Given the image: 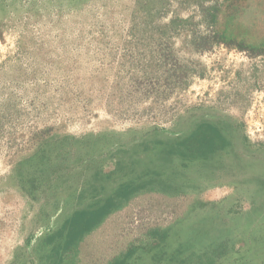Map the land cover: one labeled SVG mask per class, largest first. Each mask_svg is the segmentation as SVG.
I'll list each match as a JSON object with an SVG mask.
<instances>
[{
	"label": "rangeland",
	"instance_id": "1",
	"mask_svg": "<svg viewBox=\"0 0 264 264\" xmlns=\"http://www.w3.org/2000/svg\"><path fill=\"white\" fill-rule=\"evenodd\" d=\"M0 264H264V0H0Z\"/></svg>",
	"mask_w": 264,
	"mask_h": 264
}]
</instances>
